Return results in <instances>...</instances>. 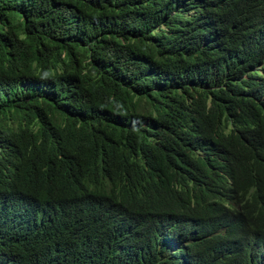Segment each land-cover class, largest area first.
Masks as SVG:
<instances>
[{
  "label": "trees",
  "instance_id": "trees-1",
  "mask_svg": "<svg viewBox=\"0 0 264 264\" xmlns=\"http://www.w3.org/2000/svg\"><path fill=\"white\" fill-rule=\"evenodd\" d=\"M0 264H264V0H0Z\"/></svg>",
  "mask_w": 264,
  "mask_h": 264
}]
</instances>
